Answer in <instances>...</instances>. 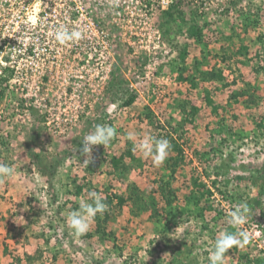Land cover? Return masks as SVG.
Returning <instances> with one entry per match:
<instances>
[{"label": "rangeland", "instance_id": "1", "mask_svg": "<svg viewBox=\"0 0 264 264\" xmlns=\"http://www.w3.org/2000/svg\"><path fill=\"white\" fill-rule=\"evenodd\" d=\"M127 3L133 17L95 14L108 51L14 53L18 64L2 68L0 164L15 176L0 184V264H209L217 236L237 230L228 213L241 203L249 243L224 264H255L264 259V0ZM97 124L118 134L94 146L87 166L81 141ZM145 135L170 142L162 165L136 150ZM121 154L124 166L112 167ZM92 191L123 200L77 237L68 216Z\"/></svg>", "mask_w": 264, "mask_h": 264}, {"label": "built area", "instance_id": "2", "mask_svg": "<svg viewBox=\"0 0 264 264\" xmlns=\"http://www.w3.org/2000/svg\"><path fill=\"white\" fill-rule=\"evenodd\" d=\"M170 1L161 0V5ZM137 10L127 0H115V6L112 0H0V53L11 52L8 60L0 54V73L2 68L18 64L14 53L63 49L108 51L110 33L96 19V12L105 15L111 11L114 19L124 20L126 16L136 15ZM60 25L81 30L83 39L58 44L53 32Z\"/></svg>", "mask_w": 264, "mask_h": 264}, {"label": "clouds", "instance_id": "3", "mask_svg": "<svg viewBox=\"0 0 264 264\" xmlns=\"http://www.w3.org/2000/svg\"><path fill=\"white\" fill-rule=\"evenodd\" d=\"M112 3L115 6V0H112ZM53 36L58 44L67 45L70 42H77L83 39V32L75 27L69 28L67 25H60L54 29ZM117 134V129L112 125H95L93 130L84 135L81 141V155L86 157L83 163L87 166L92 163L94 146L103 145L107 147ZM170 148L171 145L167 139L157 138L152 135H145L136 144V150L140 152L142 157L151 158L156 166L164 163L169 155ZM14 176V167L0 164V184L11 181ZM107 210L108 206L103 202L101 195L95 191L89 192L88 199L80 202L79 210L72 211L69 214V227L73 230L75 236H83L89 231L96 215L98 213L103 214ZM248 212V206L245 203H241L228 213V224L237 230L235 232L225 230L217 236L209 256V264H224L225 254L229 249L244 247L249 243L250 237L248 233L239 229V226L245 223Z\"/></svg>", "mask_w": 264, "mask_h": 264}, {"label": "trees", "instance_id": "4", "mask_svg": "<svg viewBox=\"0 0 264 264\" xmlns=\"http://www.w3.org/2000/svg\"><path fill=\"white\" fill-rule=\"evenodd\" d=\"M152 115H149V114H146V117L149 119V120H151V117ZM152 121V120H151ZM126 153H127V155H125L126 157H128L129 159H135V157H134V155L128 150V151H126ZM124 154H121V155H118V156H113L112 158H111V165H112V167H123L124 166V161H123V159H124ZM259 178H264V167L262 168V169H260V172H259V174L257 175ZM161 192H162V197H165V198H167L166 197V195H167V190H166V188L165 187H161ZM113 198H117V200H119V201H122L123 199H122V197H120V196H117V194H114V195H108V196H105V198L103 199V202L105 203V204H111L112 203V201H113ZM168 201V200H167ZM168 202H170V200L168 201ZM105 214H107L108 213V210L106 211V212H104ZM96 217L98 218V217H100L99 215H96ZM99 226V225H98ZM255 264H264V259L263 258H258L257 260H256V263Z\"/></svg>", "mask_w": 264, "mask_h": 264}]
</instances>
